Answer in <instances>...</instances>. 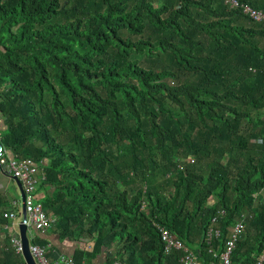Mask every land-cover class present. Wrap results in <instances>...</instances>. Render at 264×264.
Returning <instances> with one entry per match:
<instances>
[{
	"label": "trees",
	"instance_id": "16d2710c",
	"mask_svg": "<svg viewBox=\"0 0 264 264\" xmlns=\"http://www.w3.org/2000/svg\"><path fill=\"white\" fill-rule=\"evenodd\" d=\"M155 1L0 0V145L47 159L52 231L93 242L76 262L113 248L128 264H179L162 254L163 227L215 264L211 220L223 249L246 212L230 263L253 264L264 244V22L224 0ZM237 2L264 14V0ZM8 206L0 194L1 224Z\"/></svg>",
	"mask_w": 264,
	"mask_h": 264
},
{
	"label": "built area",
	"instance_id": "2783aa9c",
	"mask_svg": "<svg viewBox=\"0 0 264 264\" xmlns=\"http://www.w3.org/2000/svg\"><path fill=\"white\" fill-rule=\"evenodd\" d=\"M225 4L230 7L239 8L241 13L248 16L254 23L264 22V15L261 12H257L247 5L239 4L237 0H224ZM2 124V118L0 117V126ZM2 134L0 130V142ZM187 164H193L191 159H187ZM46 166L43 161L35 163L30 159L17 160L14 158L7 149L0 145V174L7 175L8 177L15 179L20 183L21 190L24 196V213L26 228L33 227L37 231L44 232L51 228L55 222V218L47 214L43 208L41 202L37 198V186L45 181ZM15 204V203H13ZM224 212L218 213V216H223ZM19 213L16 211H10L3 214V218L10 222H14L18 219ZM217 218L211 220V227L206 235L207 253L214 259L215 264H231L230 257L235 250V246L239 239L242 237L244 230L243 221H236L233 223L229 230V236L224 243L223 249L220 247L214 248L212 245L213 239H218L220 236L219 230L216 228ZM8 226V224L6 225ZM159 240L162 245V254L168 255L176 252L180 256L178 258L179 264H199L196 257L191 253L182 241L178 240L174 234H172L167 228L156 227ZM11 244L14 250L18 254H22V245L19 238H12ZM48 247L29 244L30 256L34 259L36 264H87L85 261L76 262L73 257H55L51 259L49 256ZM111 264H128L125 261L117 260L114 257L111 258ZM253 264H264V244L262 247V253Z\"/></svg>",
	"mask_w": 264,
	"mask_h": 264
},
{
	"label": "crops",
	"instance_id": "0c3cea01",
	"mask_svg": "<svg viewBox=\"0 0 264 264\" xmlns=\"http://www.w3.org/2000/svg\"><path fill=\"white\" fill-rule=\"evenodd\" d=\"M0 130H1V126H0ZM10 155L12 154L10 153ZM46 161L47 159H44L43 163L46 167H48V162ZM11 185L14 186L16 185L19 196H17L14 192L11 191L12 189L11 187H13ZM36 193L38 200L41 202L44 196H46L48 193H51V188L47 187L46 189H41V185L39 184L37 186ZM0 194L3 196V199L6 200L7 203H9L8 206L9 208L7 209V211L8 212L16 211L17 213H19L18 220L14 221L13 223L12 222H10V224L0 223V262L7 259L8 261L11 262V264H27L22 254L17 253L18 255H20L19 257L18 255H15L14 252L11 253L14 250L11 244V239L14 238L13 236L16 233H18L16 226H19V224L22 221V215H21L22 203L20 197V188L14 179L8 177L7 175L0 174ZM45 211L47 212V214L54 217V215L51 214L52 213L51 210H45ZM7 224L8 226H6ZM52 228L53 227L47 229L44 232L37 231L33 227L26 228L25 233L28 243L29 244L34 243V245L48 247L50 251L49 256L51 257V259L60 256L74 257L76 251L83 252L86 254V256L92 253L93 242L85 241L80 243V242L70 241L67 239H60L59 236L52 231ZM37 240H39L41 243L39 241L37 242ZM43 241L45 242L43 243ZM192 252L198 254L199 250L195 248L192 250ZM112 257L114 258L116 257L115 251L113 248H110L101 251L100 254H97L92 258L89 257L90 261L88 263L86 261L85 262L87 264H107L110 261V258ZM81 261L84 260L81 259Z\"/></svg>",
	"mask_w": 264,
	"mask_h": 264
},
{
	"label": "rangeland",
	"instance_id": "374dc122",
	"mask_svg": "<svg viewBox=\"0 0 264 264\" xmlns=\"http://www.w3.org/2000/svg\"><path fill=\"white\" fill-rule=\"evenodd\" d=\"M163 2H162V0H156L155 1V4L157 5H160V4H162ZM244 25H245V27H249V25L245 22L244 23ZM180 45H182V48H187L188 46L186 45V44H183V43H179ZM262 47H264L263 45H262ZM134 58L135 59H137V60H141V59H143V64H145L146 65V59H144V57H142V56H140V55H136V56H134ZM252 72V74H254V70H252L251 71ZM243 128H244V123H243V125H242V130H243ZM251 144H261V142L259 141V140H257V141H251ZM236 155V154H235ZM235 159V156H234V154L233 155H226V157L225 158H223L222 159V161H221V163L222 164H227V163H229V162H231V160H234ZM175 161V163H179L180 165H181V161H182V163H183V160H181V159H173V160H171V162H174ZM186 161V160H185ZM193 161V160H192ZM46 162H48V161H46ZM239 162H240V164H239V166L240 167H242L243 165H244V163H243V160L242 159H240L239 160ZM180 165H178V169H180V170H182L183 169V167H181ZM229 170H231V168L229 169ZM206 175H207V172H205V174H204V178L206 177ZM11 186H13V187H11L10 189H11V191L12 192H14L17 196H19V194H18V189H17V187H16V185L14 186V185H11ZM134 186V185H133ZM126 188H128V187H124V186H122V185H120L117 189H119L120 191H123L124 189H126ZM140 187H138L137 189H139ZM136 189V188H135ZM127 191V190H126ZM129 191V190H128ZM143 191H145V188L143 187ZM260 196L262 197L261 199H262V202H264V191H262V193H260ZM210 201H212V199H210ZM213 203H215L216 201L215 200H213L212 201ZM213 203H211V204H213ZM145 207H144V205L142 206V209H144ZM177 213V211L176 210H174V209H169L167 212H166V214H165V220L166 221H168V224H169V221L172 219V217L175 215ZM51 214H53V213H51ZM19 218V217H18ZM251 218H252V214H249L248 215V213H243V215L240 217V219L238 220V221H243V223H244V225L246 226L247 225V223H248V221L249 220H251ZM18 220V219H17ZM16 229H17V231H18V226H16Z\"/></svg>",
	"mask_w": 264,
	"mask_h": 264
},
{
	"label": "water",
	"instance_id": "95a60500",
	"mask_svg": "<svg viewBox=\"0 0 264 264\" xmlns=\"http://www.w3.org/2000/svg\"><path fill=\"white\" fill-rule=\"evenodd\" d=\"M16 182H17V185L20 188V197H21V203H22V210H21L22 221H21V223L18 226V233H16L13 237L14 238H19L20 241H21V245H22V255H23L24 259H25V262L27 264H36L35 261H34V259L30 256V253H29V243H28V240L26 238V233H25L26 232V227L24 225L25 213H24V205H23L24 196H23V193H22V190H21L20 183L18 181H16Z\"/></svg>",
	"mask_w": 264,
	"mask_h": 264
},
{
	"label": "clouds",
	"instance_id": "9594fccd",
	"mask_svg": "<svg viewBox=\"0 0 264 264\" xmlns=\"http://www.w3.org/2000/svg\"><path fill=\"white\" fill-rule=\"evenodd\" d=\"M259 12V11H258ZM263 14V13H262ZM264 15V14H263Z\"/></svg>",
	"mask_w": 264,
	"mask_h": 264
}]
</instances>
